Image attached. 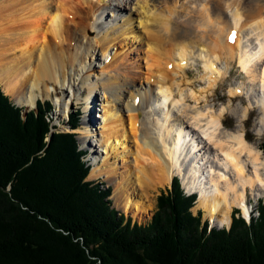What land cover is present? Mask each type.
<instances>
[{"label": "bare ground", "instance_id": "1", "mask_svg": "<svg viewBox=\"0 0 264 264\" xmlns=\"http://www.w3.org/2000/svg\"><path fill=\"white\" fill-rule=\"evenodd\" d=\"M188 1L0 0V84L22 108L54 98L63 118L79 98L95 107L102 91L97 133L90 107L87 127L77 131L94 151L90 179L112 181L115 202L142 221L151 209L150 193L179 176L188 194H198L197 210L213 226L230 227L234 208L251 217L249 191L264 198V153L245 133L256 109L254 132L264 136V0H197L201 8L180 22L179 9L188 10ZM122 12L138 15L146 83H139L138 59L133 74L126 66L119 70L128 59L121 40H140L130 19L127 28H113ZM71 25L83 32L74 47L51 42L53 36L65 43ZM232 29L237 36L229 42ZM100 57L102 71L95 75ZM235 63L248 80L229 89L228 102L216 109L212 98ZM196 67L204 84L199 88L189 75ZM243 96L248 104L235 105ZM231 114L233 129L224 124Z\"/></svg>", "mask_w": 264, "mask_h": 264}, {"label": "trees", "instance_id": "2", "mask_svg": "<svg viewBox=\"0 0 264 264\" xmlns=\"http://www.w3.org/2000/svg\"><path fill=\"white\" fill-rule=\"evenodd\" d=\"M1 88L0 264H264V202L250 224L237 209L229 230L210 229L175 178L152 220L133 224L112 207V187L86 181V152L53 124L52 104L23 119Z\"/></svg>", "mask_w": 264, "mask_h": 264}, {"label": "rangeland", "instance_id": "3", "mask_svg": "<svg viewBox=\"0 0 264 264\" xmlns=\"http://www.w3.org/2000/svg\"><path fill=\"white\" fill-rule=\"evenodd\" d=\"M186 2H187V0H186ZM91 4L93 5V2H91ZM185 7L188 9L185 12L182 11L183 10L182 8L179 9L180 10V15L182 16L181 19H179L180 22H183V20H187V18H190V17L192 19L193 18L192 16L187 17L186 14L189 11H194L196 8H197L196 10L200 9L201 8V5H200V3L197 2V0H189ZM87 11H89L88 8H86L85 12H87ZM137 17H138L137 13L132 14V15H129V13H127V12H122L120 14H117V17L114 18V21H113V23H114L113 24V28H116V29H122V28L125 29V28H127L129 25H128V22H125V21L127 19H130V20H132L131 21V23L133 25L132 27H134V29L136 30L138 28V22H137V19L138 18ZM194 19L196 20L195 17H194ZM87 22L91 26L93 25L92 24L93 21H91V22L87 21ZM105 25L103 27L104 29H105ZM71 26H72V37H69L68 36L67 39L64 38L65 43H63L61 40L58 41V39H55L53 36L50 37L51 42H53L54 44H57V45H63L64 48H72V47H74L75 44H76V42H77L74 37L75 36H80L83 32H81L80 29L77 28L76 26H74V25H71ZM106 27H107V29L106 30H103L102 31L103 33H105L106 31H108V28L109 27L107 25H106ZM138 31L140 32L139 33L140 40L138 42L135 41V39L130 38V37L121 40L126 45V47H127L126 53L128 55V59H125L126 60V64L123 63L121 66H119L120 67L119 70H123L124 66H126L124 71H129L130 73L133 74L134 72H133V68H132L133 66L132 65H134L133 63H135V61L138 59L136 65L137 66H140V69H139V72L137 73V76L140 77L139 83L142 84V83H146L147 82V79L145 80V76H146L145 75V73H146L145 72L146 71V64L144 63V60L141 59L142 56L146 57L143 54V45L141 44V41H142L141 39H144L145 36H144V33L142 32V29L141 28H139ZM113 54H114V51H113ZM112 58H113V56H112ZM99 59H101V61H99V63L97 64L98 65V68L93 72L95 75H99V71H102L101 68H99L100 67L99 64L102 63V59L103 58L100 57ZM111 63H112L111 61L107 62L108 65H110ZM78 67H79V65L77 66V68ZM199 67H200L199 70L201 71L202 70V67L201 66H199ZM200 71H198L197 67L196 68H192V69L189 70V75H190L191 79L192 80H196V81L198 80L196 82L197 88H199L201 85L202 86L204 85L202 82H199V79H198L199 78L198 76H199V72ZM247 80L248 79H247L246 75L244 73H242V70H240L238 68V64L235 63L234 66H233V68H232V70H231L230 75L225 80H223L222 83L219 84V86L217 87L215 96H213V98H212V100H215L216 101L215 102L217 104L216 109H218L219 106L222 105L223 103L228 102V99H229V96H230V94H229V91L230 90L229 89H231L232 87L236 86L240 81L241 82H246ZM49 83H50V86L55 87V84L53 82L49 81L48 84ZM0 86L2 87V89L4 91V86H2L1 84H0ZM97 93L99 94V101L96 99L95 107L94 106H91V105L88 106L89 104H88V102L86 100H83L82 101L81 98H79L80 104L73 105L71 107V110L67 114L68 115L67 117H64L63 118V116L59 115L60 114L59 113V109H58L57 105L55 106L54 104H53L54 110L52 111V109H51V112H52L51 114L52 115L50 116L51 119H53V124L55 126H57V128H58L59 131H61V132H69V133L71 132V133L76 134V138H77L78 143H79V149L81 151L86 152V154H87L86 157H84V162L88 166L90 164H93V168L92 169H95L94 168L95 167L94 161L91 160L93 158V152L94 151H92V149L89 148L90 146L88 144L84 143V140H85L84 134H82L80 132H77V131H78V129H81L83 127V125H85V127H87L84 119L88 115L87 108L90 107L93 111L95 110V112H94L95 114L91 118L90 117H87V118H90V120H93V121L97 122L96 127L94 129L95 130V133H97V131H96L97 129L96 128H98L101 125L100 124V119L98 117L101 116V114H102V106L101 105H102V102L104 103V101H103L104 100L103 99V92L100 91V90H98ZM4 94H5V92H4ZM94 96L96 97V94ZM9 98L11 99V101L13 102V104H15L16 106H18L19 108L21 107L19 104H17L18 102L15 99H13L12 96H9ZM48 100H50V101L52 100L53 103H55L54 98L53 99H48ZM241 102L244 105H247L248 104V101H247V99H246L245 96L240 97L238 101L235 100V103L234 104L237 105V104H239ZM24 108H27V107H24ZM64 108L66 109V107H64ZM77 111H80V115L79 116H81L80 117L81 118V121H79L78 126L76 127L77 129L76 130H73V128L71 127L70 117H71L72 114H75ZM125 114H126V112H125ZM257 119H258V112H256V109H252L251 110V114L247 118V121H246V124H245L246 125V132L245 133H246L247 139L249 141H251L252 143H257L260 146L262 152L264 153V150H263V146H264V136L261 137V138H258L256 136L255 132H254L255 125L257 123ZM85 120L88 122L87 119H85ZM101 122H102V120H101ZM224 124H225V126L227 128L233 129L235 127V125H236V117L234 115H232V114L231 115H227V117H226V119L224 121ZM92 142H93V140H92ZM98 148H99V145H98L97 149ZM89 151H90V153H89ZM98 161H100V160H98ZM90 174H92V173L91 172L89 173L86 181H94V182H96V181L99 180V181H101L102 183L105 184V187H104L105 189L107 187H112V193H111V196L109 198L112 201V203H113L112 207L115 208L117 210V212H119L121 214H124L123 207L120 206L119 204H117L115 202L116 201V196H115V189H116V187H115V184L112 181H110L109 179H103L104 177L102 178V176L100 178H97V179H90ZM166 189L167 190H170V186H166L165 188H160V189H158L157 192H151L150 193L149 202H147V203H148V205L150 204L151 209H150L149 214H147L146 216H143L144 219L142 221L139 220V219H136V218L134 219L133 218V215H130V216H127L126 215L125 217L126 218H130L133 224H138V225H141V226L142 225H147L152 220V218H153V216H154V214H155V212L157 210V204L156 203H157L158 197L160 196L161 192L162 191H166ZM183 190H184V193H185V191L186 192L188 191V190H186L185 186H184V189ZM187 193H189V192H187ZM187 193H185V194L187 195ZM261 198H263V197H261ZM261 198H258L257 200H259ZM247 199H248V206H249V208L253 206L252 208L256 212V210H257L256 207H258V201L256 200V198H254V196H252L250 194V191L248 193V198ZM196 201H195L194 207L191 209L193 215L197 217V214L199 212H201V214H202V221L203 222L204 221L211 222V220L209 221V218L206 217V213H205V211L203 209L197 210L196 206L198 205L199 198H198V200L196 199ZM255 212H254L253 216L255 215ZM131 213L133 214V211ZM242 215L245 217V215L243 213H242ZM250 215H252V213H250ZM258 217H259V215L256 214V216H254L253 218L258 219ZM211 225H212V223H211ZM213 227H215L218 230L223 229V227H218V226H213ZM226 227L227 226H224V228H226Z\"/></svg>", "mask_w": 264, "mask_h": 264}]
</instances>
